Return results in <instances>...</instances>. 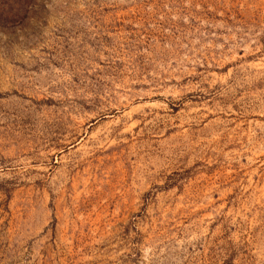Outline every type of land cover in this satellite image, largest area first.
I'll return each mask as SVG.
<instances>
[{
	"label": "rangeland",
	"instance_id": "1",
	"mask_svg": "<svg viewBox=\"0 0 264 264\" xmlns=\"http://www.w3.org/2000/svg\"><path fill=\"white\" fill-rule=\"evenodd\" d=\"M0 264H264V0H0Z\"/></svg>",
	"mask_w": 264,
	"mask_h": 264
}]
</instances>
